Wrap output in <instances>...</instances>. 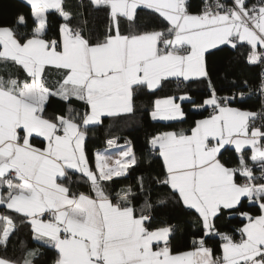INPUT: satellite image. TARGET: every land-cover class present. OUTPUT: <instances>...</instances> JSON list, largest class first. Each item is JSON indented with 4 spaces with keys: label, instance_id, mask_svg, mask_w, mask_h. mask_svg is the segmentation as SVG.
<instances>
[{
    "label": "snow or ice",
    "instance_id": "1",
    "mask_svg": "<svg viewBox=\"0 0 264 264\" xmlns=\"http://www.w3.org/2000/svg\"><path fill=\"white\" fill-rule=\"evenodd\" d=\"M25 3L27 15L0 25V248L18 224L39 247L0 264H38L42 249L52 264H264V104L232 106L244 93L218 95L210 66L222 46L264 66V0H203L195 12L190 0H88L102 28H88L86 11L67 0ZM173 82L176 92L154 100L153 120L185 121V104L208 113L148 141L162 161L156 183L169 189L157 203L171 200L191 217L183 248L184 229L157 220L142 177L138 191L113 194L110 182L137 164L130 142L111 162L96 151L94 167L87 147L105 119L134 116L139 97ZM193 85H205L199 99Z\"/></svg>",
    "mask_w": 264,
    "mask_h": 264
},
{
    "label": "trees",
    "instance_id": "2",
    "mask_svg": "<svg viewBox=\"0 0 264 264\" xmlns=\"http://www.w3.org/2000/svg\"><path fill=\"white\" fill-rule=\"evenodd\" d=\"M194 5L193 11H199L202 7L203 0H190ZM67 4L72 9L86 11L87 27L102 28L105 18L103 14L92 12L87 9L88 0H67ZM84 8H81V5ZM29 7L23 0H0V25L11 24L16 15L23 13L27 15ZM148 10H141V21L149 19L147 15ZM53 25L57 23L59 17L56 15L50 16ZM223 51L217 52L216 56L211 59V69L213 71V79L218 89V95L230 97L235 93L244 91L248 86L259 82L260 74L264 70V66H251L246 61V53L244 48L239 50L231 49L226 46ZM245 81L247 83L245 84ZM205 90V85H193L192 92L195 97L199 99ZM176 92V83L173 82L163 90L157 91L155 96L143 95L136 100L137 111L134 116L126 119H105L102 128L95 130L94 134L90 135L87 147L90 160L94 167V153L107 145L108 139H117L123 142L125 139L131 141L134 153L137 158V164L129 169L128 173L121 178H116L111 183L113 194L119 191L122 187L131 185L134 190L138 191L140 185V178H143V186L145 193L150 194V201L155 206L154 215L157 220H167L171 223L177 224L184 229L183 232L178 233V243L183 248L185 241L183 237L187 236L191 217L184 213L181 209L169 200L167 206H161L157 202L159 199L165 197L169 193L166 186L156 183L157 178L163 179L162 161L151 150L148 141L151 136L162 131H180L181 129H189L195 119H201L208 113L205 112L203 116L192 114L193 110L190 105L185 104V110L190 113L185 121H158L151 118V110L153 102L157 98H163L165 95H170ZM76 105H74L75 107ZM57 105L53 104L52 108ZM236 107L248 109L251 111H258L260 104L258 100L247 99L238 103ZM52 109H50L51 111ZM225 159L234 158L232 152L224 153ZM73 187H79L80 190L86 191L87 185L79 183L77 177H73ZM145 194L138 193L134 199V203L139 206L144 202ZM255 211V209H254ZM235 222L231 227H236ZM238 237V234H237ZM218 240V238H217ZM39 247V242L33 238L30 227L26 225H19L18 230L10 238L7 246V251L0 248V256H7L12 259L20 258L24 255L27 249H34ZM44 255L40 257L38 264H52L54 253L47 249H42ZM216 254H221V249L216 246Z\"/></svg>",
    "mask_w": 264,
    "mask_h": 264
},
{
    "label": "built area",
    "instance_id": "3",
    "mask_svg": "<svg viewBox=\"0 0 264 264\" xmlns=\"http://www.w3.org/2000/svg\"><path fill=\"white\" fill-rule=\"evenodd\" d=\"M252 3H255V0L250 1ZM244 93V97H243V101L247 100V99H254V100H258L260 107L259 110L261 109V105L264 104V96L260 95V91H259V82L254 84V85H250L248 86L244 91H241ZM235 93L232 96H235L237 99H240V93ZM238 103H233L232 106L236 107ZM258 110V111H259Z\"/></svg>",
    "mask_w": 264,
    "mask_h": 264
},
{
    "label": "crops",
    "instance_id": "4",
    "mask_svg": "<svg viewBox=\"0 0 264 264\" xmlns=\"http://www.w3.org/2000/svg\"><path fill=\"white\" fill-rule=\"evenodd\" d=\"M23 1H25V0H23ZM250 1H253V0H250ZM222 47H226V46H222ZM228 47H230V46H228ZM231 48V47H230ZM208 115V114H207ZM206 115V116H207ZM204 118V117H203ZM202 119V118H201ZM158 121H163V120H158ZM116 140V145L115 146H112V147H109L108 146V144L105 146V147H103V148H101V149H99L98 151H100V152H105L109 157H110V162L111 161H114L115 159H117V158H119V152L124 148V147H126L127 145H128V143L130 142V144H131V147L133 148V146H132V143H131V141L130 140H128V139H125L123 142H119L117 139H115ZM133 151H134V149H133ZM239 238V236L237 237V239Z\"/></svg>",
    "mask_w": 264,
    "mask_h": 264
}]
</instances>
